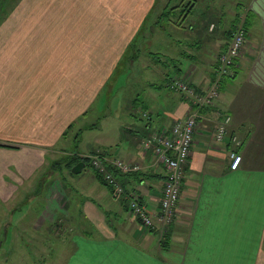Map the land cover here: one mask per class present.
Returning <instances> with one entry per match:
<instances>
[{
	"label": "rangeland",
	"instance_id": "rangeland-1",
	"mask_svg": "<svg viewBox=\"0 0 264 264\" xmlns=\"http://www.w3.org/2000/svg\"><path fill=\"white\" fill-rule=\"evenodd\" d=\"M180 1L169 5L178 3L174 4L179 5L175 11L162 7L167 0H154L153 7L139 0H116L119 10L109 20L108 13L102 11V6L109 4L107 0H0V50H6L7 57L14 56L5 60L0 69L14 73L5 77L4 84L14 85L11 95L19 96L21 106L28 105L25 112L20 110V134H30L26 117L45 97L46 107L50 105L52 110L53 125L65 112L73 122L61 136L52 139L46 165L21 185L18 196L0 205V219L9 216L8 227L0 235V264H58L70 249L64 244L80 226L88 232L93 229L94 220L85 208L88 201L105 214L113 229L118 227L107 200L93 187L99 184L94 180L88 183L94 172L88 167L73 172L69 160L78 155L79 146L89 152L97 149L111 153L134 148L140 134L128 131L134 122L128 113L142 116V109L133 104V99L138 94H152L151 84L159 83L167 90L164 73L166 67L174 69L163 59H155L153 53L183 60L182 68L192 72L193 81L198 67L210 66L204 61L208 64L211 59L213 64L214 57L223 52L222 44L217 47L222 39L219 33L228 46L247 17L248 11L242 8L244 0H198L194 12L178 24L180 13H185L190 2L192 6L195 3ZM165 11L171 13L168 18L161 14ZM104 14L106 19L100 18ZM157 17L162 20L156 21V26ZM190 24H197L201 34L195 43L188 37L192 33ZM209 36L212 40L208 44ZM11 37L19 38L18 43L8 46ZM247 47L246 43L244 49ZM190 55L194 59L189 60ZM243 83L244 75L240 74L234 86L238 88ZM150 151L142 149L144 155ZM152 153V164L157 166ZM94 154L97 152L89 155ZM49 176L51 181L63 184V202L58 200L59 194L46 193ZM67 179L73 184L75 179H81L85 189L80 196L70 193ZM102 189L108 192L105 186ZM165 231H159L160 239Z\"/></svg>",
	"mask_w": 264,
	"mask_h": 264
},
{
	"label": "crops",
	"instance_id": "crops-1",
	"mask_svg": "<svg viewBox=\"0 0 264 264\" xmlns=\"http://www.w3.org/2000/svg\"><path fill=\"white\" fill-rule=\"evenodd\" d=\"M176 1L180 0H167L162 7H168ZM193 1V9L182 19L180 14L178 24L184 23L187 16L194 12L198 0ZM244 1L242 8L252 16L247 31L248 47L236 60L235 77L223 80L216 104L199 111V129L189 160L183 165V188L178 202V217L169 229V248L162 246L158 233L142 227L136 217L128 214L127 199L124 201L123 197H112L109 190L104 191V185L92 175L88 183L91 185L94 180L99 184L93 187L107 200L106 205L114 214L115 221L119 222L118 227L113 229L106 222L105 214L102 211L99 213L96 205L88 201L85 208L91 220H94L91 221L94 222L93 229L88 232L80 226V230L64 244L70 249L58 264H264V0ZM139 2L153 7L156 1ZM107 3L102 6V11H106L111 20L113 13L119 9L115 5L116 0H107ZM106 17L104 14L100 18ZM156 21H159L158 17ZM154 24L158 25L157 22ZM189 27L192 29V33L188 34L189 40L195 43L201 39V34L197 31V24H190ZM219 34L222 39L217 47L222 44L220 51H224L228 41L221 37L222 33ZM211 36L208 44L212 40ZM16 39L19 38L11 37L8 46L18 43ZM5 53L6 50H0V65L7 59H14V56L7 57ZM217 57H214L213 64L211 59L208 64L202 62L209 67H198L193 79L195 85H208L217 65ZM188 59L194 57L190 55ZM180 61L185 65L183 60ZM240 74L244 75V83L237 88L234 85ZM10 75L14 73L6 68L0 69V205L18 196L21 185L46 165L47 156L53 147L52 139L61 136L60 133L73 123L65 112L53 125L52 110L50 105L46 107L45 97L33 107L31 116L26 117V130L30 134H20V110L25 112L28 105L21 106L19 96L11 95L14 85L4 84L5 77ZM165 82L167 86V80ZM157 84H151L152 94H138L133 99V104L142 109V116L141 113H128L134 120L128 131L134 130L140 134L136 146L110 152L113 156L134 160L141 165L140 170L144 173L141 182H131L128 177L124 181L134 187L133 191L146 201L151 211L159 208L166 169L164 165L153 166V153L150 151L144 155L141 141L150 137L157 128L169 126L175 120L186 117L192 109L184 95L168 87L164 90L163 85ZM5 92L9 94L5 95ZM219 113L231 115L230 133L238 135L241 140L239 145H235L230 137L221 141L216 139ZM52 132L55 134L52 135ZM232 149L242 155L237 169L230 166ZM77 151L82 156L87 152L84 155L87 156L99 150L90 149L89 152L79 146ZM55 160H52L53 163ZM49 179L46 193L59 194L58 200L63 202L66 196L63 184L51 181V176ZM65 182L70 193L77 197L85 189L81 179H75V184L68 179ZM8 221V215L0 219V235L8 227Z\"/></svg>",
	"mask_w": 264,
	"mask_h": 264
},
{
	"label": "built area",
	"instance_id": "built-area-1",
	"mask_svg": "<svg viewBox=\"0 0 264 264\" xmlns=\"http://www.w3.org/2000/svg\"><path fill=\"white\" fill-rule=\"evenodd\" d=\"M247 43V31L242 25L233 36L227 48L217 57V65L210 83L205 87H197L192 81V72L183 71L174 73L170 79V87L173 91L179 92L191 105V112L183 118L175 120L171 125H163L155 130L150 137L141 141V149L154 151L157 166L164 165L166 177L161 189L158 210H149L147 203L135 191L126 193L127 212L136 217L140 224L146 229H159L165 231L178 217V202L183 188V165L189 160L195 135L199 129V111L204 107L216 104L219 96L222 81L234 73V66L241 51ZM215 137L217 140H224L230 137L235 145L241 140L237 134L230 133L232 117L230 114L217 116ZM94 167L103 173L111 181L118 193L124 194V187L108 171V165H112L123 172L138 171L141 165L132 160H126L112 155H89ZM231 168L237 169L242 161V155L235 149L230 151Z\"/></svg>",
	"mask_w": 264,
	"mask_h": 264
},
{
	"label": "trees",
	"instance_id": "trees-1",
	"mask_svg": "<svg viewBox=\"0 0 264 264\" xmlns=\"http://www.w3.org/2000/svg\"><path fill=\"white\" fill-rule=\"evenodd\" d=\"M185 4L187 5V3H185ZM178 7H179V5H172L170 7L168 6L167 8L176 9ZM192 7H193L192 3L190 2L188 4V7H187L188 9H186L184 11L185 13L182 14L181 19L185 17V14L189 13V11L191 9H193ZM164 15H166L167 18H168L171 15V13L165 11V12L162 13V16H164ZM161 20H162V17H159V21H161ZM251 22H252V16L250 15V12L248 11L247 12V17H246V20H245V24H244L245 25L244 27H245L246 31H248V29L250 28ZM153 57H155V59H157L158 61L163 59V61L165 62V65H169L170 67L174 68L173 70H170L171 68L166 67L167 72L165 74L166 75L165 77H166V80H167V87L170 90H172L171 87H170L171 74L173 75L174 73H181V72L184 71V69L182 68V62L180 61V59H173V58H170L169 56H166V58H165L163 55H161L159 53H153ZM172 72H174V73H172ZM233 72L234 73H232V75H230V76H227V78L235 77L234 76L235 75V71H233ZM96 152L99 155H106V154L111 155V153L107 152V151H93V153H96ZM80 161H84L86 163L85 167L90 168L94 172L95 177L98 179V181L109 190V192L111 193V195L113 197H115V198L123 197L124 201H126V197L124 196V194L131 193L133 191V188H134V187H130V185L128 183H125L124 179L128 177V178H130L131 182H135V183H139V182L142 181V179H144V173L141 170L132 171V172H123L120 169H117L114 166L109 164L108 167H107L108 171H110L114 175V177L124 187V194H120V193H118L115 185L111 181L106 179L105 175L94 167V165L92 163V160L89 157V155L88 156L74 155L73 157H71V159L68 162L69 163V168L72 169V167L75 164H77L78 162H80ZM124 204H126V203H124ZM171 226L172 225H170L169 227L166 228V231L163 232V235H162V237L160 239V243L165 248H169V246H170V232H169V229H170ZM149 230H151L154 233H158L159 234V229H149Z\"/></svg>",
	"mask_w": 264,
	"mask_h": 264
},
{
	"label": "water",
	"instance_id": "water-1",
	"mask_svg": "<svg viewBox=\"0 0 264 264\" xmlns=\"http://www.w3.org/2000/svg\"><path fill=\"white\" fill-rule=\"evenodd\" d=\"M86 166V163L84 161H80L78 162L77 164H75L73 167H72V171L73 172H81L84 167Z\"/></svg>",
	"mask_w": 264,
	"mask_h": 264
}]
</instances>
